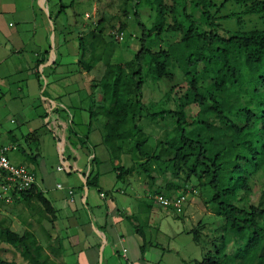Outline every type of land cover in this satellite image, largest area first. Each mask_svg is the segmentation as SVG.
Returning a JSON list of instances; mask_svg holds the SVG:
<instances>
[{"label":"trees","instance_id":"1","mask_svg":"<svg viewBox=\"0 0 264 264\" xmlns=\"http://www.w3.org/2000/svg\"><path fill=\"white\" fill-rule=\"evenodd\" d=\"M229 2L244 6L243 16L256 15L262 25L247 28L244 17L237 18L243 28L222 25L218 13ZM123 3L124 14H133L140 28L133 58L107 62L105 50L98 53L106 17L93 28L91 42L80 39V63L87 70L106 61L99 81L102 105L94 117L104 119L103 143L117 179L142 176L154 204L156 194L176 199L188 190H200L202 197L209 196L206 203L222 217L225 233L222 245L196 264H264V0ZM73 4L62 2L63 11ZM143 6L155 7L151 26L142 19ZM170 12L173 23L167 21ZM126 26L120 22L117 31ZM110 37L119 43L113 33ZM87 52L89 62L84 65ZM145 74L166 85V97L176 95L175 108L150 109L144 98ZM147 122L157 124L160 136L146 130ZM253 192L258 196L254 202L249 199ZM15 202L38 208L39 213L43 209L44 218L56 216L52 202L36 185L16 196ZM172 207L168 209L175 211ZM183 214L175 215L184 219ZM203 232L200 224L190 230L198 244ZM0 240L30 264H60L31 229L20 234L0 221ZM231 242L235 249L228 253ZM0 264L16 263L0 256Z\"/></svg>","mask_w":264,"mask_h":264},{"label":"crops","instance_id":"2","mask_svg":"<svg viewBox=\"0 0 264 264\" xmlns=\"http://www.w3.org/2000/svg\"><path fill=\"white\" fill-rule=\"evenodd\" d=\"M66 1L53 0L52 6L58 15L54 18L52 12H48L50 0H0V91L4 89L6 105H14L11 112H15V119L11 121L20 123L17 128L0 133V142L17 146L16 150L8 153L9 158L15 164L26 165L35 172L36 186L56 209L54 218L45 214L51 229L45 231L44 245L52 259L60 264H128L127 261L132 264H160L162 255L157 254L158 243L156 238H152L154 234L151 232V227L156 228L151 221H154L152 213L158 214L157 205L152 202L141 181L137 182L130 176L124 180V186L119 187L114 165L105 163L109 158V155L107 159L104 158L108 153L105 149L100 151L105 159L104 165L99 159L96 163L84 161L82 165H78V153L83 158L93 159L96 156L91 140L97 142L94 143L96 146L104 145V119L94 117L102 105L101 92L97 94V98L94 97L93 103L90 102L92 104L89 103L88 107L84 105L87 104L88 97L90 99L96 95L94 88L99 90L98 81L106 64L97 70V74H100L98 76L94 73L96 66L104 60L87 70L80 63L76 51L74 57L70 56L68 36L64 37L62 43V34L67 30V24L73 29V23H65L58 18L65 13L61 3L67 5L73 2L74 7L75 4H84L86 1ZM90 4L94 16L97 8L94 1ZM93 23L91 20H84L82 24L78 20L76 22V26H80L79 35L76 36L80 52V39L83 37L87 41L96 25ZM68 34L72 37L71 33ZM87 56H90V52H87ZM71 62L78 64V69L74 70L77 74L86 71L81 82L73 81L69 71H66L67 75L64 72V76L59 73L61 64ZM92 80L96 82H91ZM14 88L18 91H15V95L12 93ZM20 92L25 93V99L19 95ZM32 98L36 102L26 103L32 107H25V101ZM36 104L41 105L42 112L35 108ZM61 107H67L65 113ZM51 119L58 123H79L87 128L85 133L81 132V136L78 131H73L68 136V145L62 156L70 161L74 160L72 165L62 169L58 165V171L53 172L41 163V136L46 132L55 135L54 131L48 130ZM55 137L59 139L58 136ZM29 160L37 164L42 185L36 169L26 164ZM126 184L130 186H125ZM115 191H119V195H115ZM102 192L105 193L104 197ZM143 216L147 219V232L141 229L140 221ZM155 230L159 232L157 228ZM148 233L150 243H157H152L150 248L147 247ZM124 249L127 250V259Z\"/></svg>","mask_w":264,"mask_h":264},{"label":"rangeland","instance_id":"3","mask_svg":"<svg viewBox=\"0 0 264 264\" xmlns=\"http://www.w3.org/2000/svg\"><path fill=\"white\" fill-rule=\"evenodd\" d=\"M84 1V0H83ZM86 2L84 4H75L74 7L68 8L65 13H63L62 16L58 17L61 19V21L65 23H73V29H71V25L67 24V30L62 34V43L64 42V37H67V48L70 50V56H75V51L79 55V58L81 56V52L78 48V42H77V35H79L80 26H76V22H80L81 24L83 21H90L95 24L102 18L106 17V25L105 30L103 33V36H101V48L99 49L98 53H102L104 50V54L102 55L104 60L108 61H122V60H129L133 58L134 53L136 52L137 48L139 47V35H140V28L137 25L136 20L134 19L133 14L125 15L123 12L124 3L123 0H85ZM91 1H94V5L97 8V12L94 16L91 15L90 18H86L85 14L89 12L92 14V5L90 4ZM167 3H171L172 0H166ZM218 3H221L223 0H215ZM51 4H49V11L45 10V12H52V16L56 18L57 10L54 9V6H52L53 0H50ZM70 0H67L66 3H69ZM244 6L239 5L237 3H227L221 11L218 13L219 16H224L230 13H234L233 17L228 18H221L220 20L222 25L226 26L227 28H243L245 26L244 22L242 24H239L237 18L241 17L247 24V28L252 27H260L262 25L261 20L256 15H249V16H243ZM142 12V19L144 22L151 26L156 18V10L155 7H148L143 6L141 7ZM49 20V19H48ZM168 23H173V18L171 12L167 16ZM58 22V21H57ZM120 22H124L127 26L123 29L124 32V39L120 40L119 43L115 42L111 39L110 33H114L119 29ZM93 23V24H94ZM94 24V25H95ZM102 29V26H101ZM59 30V28H58ZM72 34V37L70 34ZM167 36L173 37L171 34H168ZM92 36L87 37V41H91ZM90 47V45H89ZM103 47V48H102ZM89 57L87 56L85 61L86 63H83L84 65H87L89 62ZM100 62L95 69V74L100 76V74H97V70L99 68H103L105 66V62ZM77 63H67L66 65L61 64L59 68V73L64 76L67 75L66 71H69L70 78H72L73 81L81 82V78H84L86 76V71L83 73H76L74 72L75 69H78ZM73 71V72H72ZM64 72H66L64 74ZM95 75V77H96ZM145 80H146V86L144 89V98L148 103V106L152 110H157L160 108H175L176 107V95L172 94L171 98H168L165 96V92L167 90L166 85L159 82H154V80L151 78V76H147L145 74ZM91 82H96V80H92ZM99 82V81H98ZM96 84V83H93ZM100 86V85H99ZM98 89V88H97ZM4 90V89H3ZM0 91V133L7 132L9 129L17 128L20 123L12 122V119H15V112L12 111V103L7 106L5 99L3 97V92ZM15 91H17L15 88L12 89L13 95H15ZM26 91V89L24 90ZM94 91L96 95H94L92 98L87 99V104H85V107H88L90 104H92V100L97 98V94H99V90H96L94 88ZM18 92V91H17ZM24 92H20L19 95L24 97ZM36 102L35 99H27L25 101V107H32V105H26L32 104ZM92 102V103H90ZM85 103V102H84ZM90 103V104H89ZM36 104L35 108H38L40 112H42L41 105ZM67 108V107H66ZM65 107H61L62 112L65 113L66 110ZM95 108V107H94ZM191 110L196 111L197 107H192ZM190 109V107H189ZM34 110V109H33ZM31 110V111H33ZM11 112V113H10ZM67 118V117H66ZM148 123V122H147ZM76 126V127H75ZM51 131H54L55 135H52L50 132L43 133L41 136V154L43 155L41 163L43 165H46V167L51 171H58L57 167L60 165L61 167H69V165H72V161L67 159L66 156H62L63 152L66 150L67 142L69 141L68 136L71 135L73 131H78L80 136L81 132H86L87 128L86 126H80V124L75 123L72 125L71 122L61 121L60 123L54 122L52 119L49 120V129ZM146 130L150 133H152L154 136H160V129L157 128L156 123H148ZM47 131V130H46ZM47 134V135H46ZM55 136H58L59 139H56ZM103 138V137H102ZM95 140H98L96 137H94ZM57 142V143H55ZM91 143H93V146L95 147L96 156L99 159L100 162L103 161V165L107 163L108 165H111V160L107 157L110 156L109 152L104 155L100 154V151L102 149H105L108 151L107 146L100 145L96 146L91 140ZM78 146V145H77ZM94 153H92V156ZM77 157L79 159L78 165H82L85 161V163L89 162L92 164L90 158H83V156L78 153ZM104 160L106 161L104 163ZM128 165L130 164V161H127ZM117 163V162H116ZM27 165L33 167L36 169V172L38 174V178L40 183L41 181V174L40 170L36 167L37 164L32 163L30 160L27 161ZM43 168H45L43 166ZM130 178V177H129ZM128 178V179H129ZM264 179V177H262ZM132 179L135 181H141V185L143 188H145V180L142 176H139L135 174L132 176ZM124 180H119L118 186L123 187L124 186ZM159 182H162L160 179ZM42 185V183H41ZM130 186V185H125ZM192 191V190H191ZM211 193V191H209ZM115 195H119V191L113 192ZM254 194L249 197L251 198V201H256L258 199V196ZM187 205L186 209L183 212L184 219H180L176 217V213L173 210H167L166 207H163L162 205H157L158 214L155 215V213H152L154 221H151L152 226H156L158 229L156 232V228L151 227V232L154 234L153 239L156 238L157 243L155 241L152 243L156 246H158V255L161 256L160 264H196L197 260H202L204 255L210 250L212 252L215 251V248L220 247L223 243V239L221 237L222 233L224 234L225 231L222 229V225L224 223L221 216L216 215L214 213V209L210 206L209 203H206V201L209 200V196L202 197L200 190H195L193 192H190V190L187 191ZM211 197V196H210ZM40 209V213L37 210H30L29 207H27L24 203H16L13 202L12 204H4L3 206L0 205V221L7 225L11 226V228L18 233L22 234L25 230L31 229L37 234V237L39 241L42 243L46 240L45 231L51 229V224L44 218V210ZM40 214V220L39 215ZM41 215L43 218H41ZM187 215V217H185ZM146 217H142V230L147 232V226L145 225ZM44 226H43V225ZM204 225V232L199 234V237L201 239V244H198L194 241L193 234L190 233L191 228H195L197 226ZM147 238V247L150 248V233H148ZM48 238V236H47ZM230 239L231 236H228ZM224 242H228V240H224ZM229 243V242H228ZM149 244V245H148ZM264 244V242H263ZM235 247L233 246V243L231 242L227 246V252L233 253ZM264 252V246L262 247V251ZM0 256L8 259L10 261H15L16 264H30L28 263L20 254V252L13 247L11 244L5 242L4 240H0Z\"/></svg>","mask_w":264,"mask_h":264},{"label":"built area","instance_id":"4","mask_svg":"<svg viewBox=\"0 0 264 264\" xmlns=\"http://www.w3.org/2000/svg\"><path fill=\"white\" fill-rule=\"evenodd\" d=\"M89 12L85 14L86 18H90ZM115 39L123 40L124 32L115 31ZM17 149L16 145H5L0 142V201L6 204H12L15 202L16 196L30 190L37 183V176L35 172L26 165L15 164L9 158L8 153ZM62 169V167L60 168ZM62 187L61 184L58 185ZM72 193V189H70ZM104 197L105 193H101ZM156 204L162 205L163 207H170L177 212H184V208L187 204V194H182L176 199H169L161 194L153 196ZM127 250L124 249V256L127 259ZM128 264H132L127 261Z\"/></svg>","mask_w":264,"mask_h":264}]
</instances>
